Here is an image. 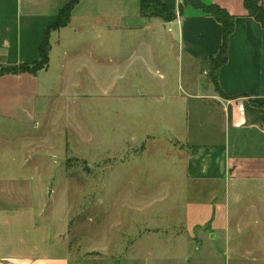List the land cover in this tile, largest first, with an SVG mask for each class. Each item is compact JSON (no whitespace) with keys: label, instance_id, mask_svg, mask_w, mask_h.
I'll list each match as a JSON object with an SVG mask.
<instances>
[{"label":"rangeland","instance_id":"1","mask_svg":"<svg viewBox=\"0 0 264 264\" xmlns=\"http://www.w3.org/2000/svg\"><path fill=\"white\" fill-rule=\"evenodd\" d=\"M93 38L65 40L71 66L53 50L31 117L0 116V206L32 205L36 225L87 264H264V195L186 176L168 129L186 122L187 57L180 66L177 47L124 35L106 66ZM205 64L189 84L214 85Z\"/></svg>","mask_w":264,"mask_h":264},{"label":"crops","instance_id":"2","mask_svg":"<svg viewBox=\"0 0 264 264\" xmlns=\"http://www.w3.org/2000/svg\"><path fill=\"white\" fill-rule=\"evenodd\" d=\"M162 1L177 11L170 22L141 16L139 0H79L72 8L69 23L50 31L48 67L34 74L0 75V116L20 118V121L31 117L39 96L33 84L40 74L49 70L53 50L62 46L58 54L64 67L71 66L63 47L69 38L77 46L84 43L81 35H93L88 49L94 52L97 45L103 48L106 66L107 62L112 63L111 50L119 36H135L136 46L149 51L157 40H162L170 50L177 47L176 57L184 54L189 65L188 89L180 100L186 109V122L183 129L168 128L186 148L183 160L186 176L195 180H223L233 189L264 195V106H255L249 100L264 104V28L247 14L244 0H203L223 7L234 17L227 60L217 72L218 86L226 94L235 95L226 98L211 83L189 84L200 63L218 52L220 23L193 6H185L178 12L181 0ZM66 2L0 0V65L36 60L46 29ZM75 60L85 61L79 56ZM180 62L182 66V58ZM94 63L95 57L93 61L88 58V65ZM89 75L92 77V72ZM4 207L0 206V264H87L81 256L64 250L60 241L54 240L56 231L49 236L47 227L36 225L32 205L17 209ZM30 225L34 231L28 230ZM19 228L36 236L41 245L36 241L29 243L22 233L19 238L15 236Z\"/></svg>","mask_w":264,"mask_h":264},{"label":"trees","instance_id":"3","mask_svg":"<svg viewBox=\"0 0 264 264\" xmlns=\"http://www.w3.org/2000/svg\"><path fill=\"white\" fill-rule=\"evenodd\" d=\"M79 0H67V2L59 9L55 21L46 29L44 37L38 45L37 59L31 63H20L12 65H0V75L16 74L28 72L36 73L38 70L46 68L49 62L50 40L49 34L51 30L66 26L71 17V11ZM244 7L247 14L260 22L264 28V6L262 0H244ZM140 14L143 17H158L164 22H170L175 19L177 11L163 2L162 0H139ZM185 6H193L202 10L206 15L214 17L221 25V44L216 54L210 55L206 61L207 73L210 80L215 85L217 93L226 98H234L235 95L226 94L218 86L217 72L227 60L228 39L234 29V17L230 15L226 9L215 4L205 3L203 0H181L178 5V12H181ZM255 106H264L255 100L249 99Z\"/></svg>","mask_w":264,"mask_h":264}]
</instances>
